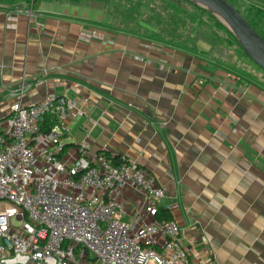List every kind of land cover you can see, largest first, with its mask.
I'll list each match as a JSON object with an SVG mask.
<instances>
[{"label": "crops", "instance_id": "0c3cea01", "mask_svg": "<svg viewBox=\"0 0 264 264\" xmlns=\"http://www.w3.org/2000/svg\"><path fill=\"white\" fill-rule=\"evenodd\" d=\"M104 9L0 0V117L47 95L73 100L64 145L154 175L166 188L158 210L195 264H264V85L206 53L111 29ZM139 200L122 192L125 222Z\"/></svg>", "mask_w": 264, "mask_h": 264}, {"label": "built area", "instance_id": "2783aa9c", "mask_svg": "<svg viewBox=\"0 0 264 264\" xmlns=\"http://www.w3.org/2000/svg\"><path fill=\"white\" fill-rule=\"evenodd\" d=\"M75 109L47 95L0 117V264H195L179 225L155 219L166 188L154 175L64 145ZM127 189L140 199L133 224Z\"/></svg>", "mask_w": 264, "mask_h": 264}, {"label": "rangeland", "instance_id": "374dc122", "mask_svg": "<svg viewBox=\"0 0 264 264\" xmlns=\"http://www.w3.org/2000/svg\"><path fill=\"white\" fill-rule=\"evenodd\" d=\"M229 1L243 16H248L249 12H252L251 8L257 7L264 10V0ZM104 2L106 4L104 25L111 29L140 35L151 34L150 30L147 29L148 25L149 28H155L157 34L162 33V31L167 32V30L172 28L169 24H156V22L159 23L158 19L151 17L152 13H160L161 17H163L161 8L166 4L171 3L182 7L189 14H197L199 20L195 26L196 29L187 35L185 31L182 32V30L178 29L176 35L180 34L184 37L181 39L182 41L176 40L177 38L173 39L172 45H180L181 48L193 53H206L219 64L239 72L249 80L264 85V72L246 58L230 31L222 22L213 15V18L221 26L216 27L213 19L209 18V16L205 14L199 15L196 7L203 10L202 7L198 5L189 6L176 0H104ZM165 19V17L162 18V22H165ZM260 21L261 26H264V17H260ZM196 32L200 36H196ZM260 33L264 36V29L260 30ZM161 37L165 41H170V38H165L163 34Z\"/></svg>", "mask_w": 264, "mask_h": 264}, {"label": "trees", "instance_id": "16d2710c", "mask_svg": "<svg viewBox=\"0 0 264 264\" xmlns=\"http://www.w3.org/2000/svg\"><path fill=\"white\" fill-rule=\"evenodd\" d=\"M27 1L30 2V3H32L34 5V4L38 3L41 0H27ZM70 1L71 2H79V1H82V0H70ZM101 1L104 3V7H105V9H104V18H105L106 4H105L104 0H101ZM176 1H178L180 3L187 4L189 6H195L196 5V4L191 3V2H188L186 0H176ZM227 1L231 4V2L229 0H227ZM196 9H197L199 15L200 14H205V15L209 16V18L213 19L214 25L216 27L220 26V24L217 22V20H215L213 18V15L210 12H208L206 9L203 8V10H201L198 7H196ZM251 10H252V12L250 11L248 16H243V15L242 16L247 21V23L252 27V29L264 39V36L260 33V30L264 29V26H261V21H260V17L261 18L264 17V10L263 9H260V8H257V7L254 8V9L251 8ZM161 12H163V17H161V14L160 13H158V14L152 13L151 14V17H156L158 19L159 23L156 22V24H159V25L160 24L161 25L162 24H169V26H171L172 28L169 29V30H167V32L162 31V33H158L157 34L156 31H155L156 29L155 28H152V27H150L151 28L150 29L148 24H145V25H148V28L147 29L150 30V32H151L150 35H140V34H135V33H130V32H124V31H120V32H124V33L130 34V35H132L134 37L144 38V39L150 40L152 42L160 43V44H163V45L173 46V47H176V48H179V49H183V48L180 47V45H177V46L172 45L173 44V42H172L173 39H176L177 38L176 40L182 41L181 39L184 37V36H182L180 34L179 35H176V31L178 29L179 30H182V32L185 31L186 32V35L188 33L192 32L194 29H196L195 26L198 23L199 17L197 16V14H195V15L189 14L182 7L177 6V5H172L171 3L166 4L165 6H163L161 8ZM171 13H173V14H171ZM164 17L166 18L165 19V22H162V18H164ZM197 28H198V26H197ZM187 29H188V31H187ZM117 31H119V30H117ZM162 34L165 35V38H170V41H165L164 39H162V37H161ZM195 35L196 36H200L198 34V32H196ZM232 36H233V34H232ZM234 39L236 40L235 37H234ZM236 42L238 43L237 40H236ZM206 44H209V43H206ZM238 45H239V43H238ZM239 47H240V45H239ZM183 50H186V49H183ZM241 50H242V48H241ZM186 51H189V50H186ZM189 52H192V51H189ZM244 55H245V53H244ZM246 58H247V56H246ZM104 154L107 157H109L106 153H104ZM109 159L112 161V163H118L120 161L119 160L120 158H117V157L109 158ZM172 219H173L172 218V215L170 214V212H169L168 209L160 208L158 210L157 215H156L157 222H159V223H166V222L172 221Z\"/></svg>", "mask_w": 264, "mask_h": 264}, {"label": "water", "instance_id": "95a60500", "mask_svg": "<svg viewBox=\"0 0 264 264\" xmlns=\"http://www.w3.org/2000/svg\"><path fill=\"white\" fill-rule=\"evenodd\" d=\"M194 3L222 22L238 41L247 58L264 72V39L247 23L227 0H186Z\"/></svg>", "mask_w": 264, "mask_h": 264}]
</instances>
